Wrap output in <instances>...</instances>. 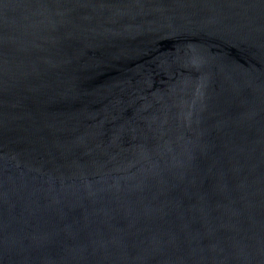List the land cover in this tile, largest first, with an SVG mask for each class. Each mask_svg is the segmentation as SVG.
<instances>
[{
  "label": "water",
  "instance_id": "water-1",
  "mask_svg": "<svg viewBox=\"0 0 264 264\" xmlns=\"http://www.w3.org/2000/svg\"><path fill=\"white\" fill-rule=\"evenodd\" d=\"M0 264H264V0H0Z\"/></svg>",
  "mask_w": 264,
  "mask_h": 264
}]
</instances>
